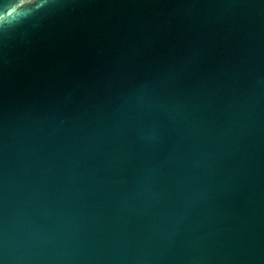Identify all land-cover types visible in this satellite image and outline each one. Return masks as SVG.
<instances>
[{
    "label": "water",
    "instance_id": "obj_1",
    "mask_svg": "<svg viewBox=\"0 0 264 264\" xmlns=\"http://www.w3.org/2000/svg\"><path fill=\"white\" fill-rule=\"evenodd\" d=\"M21 3L0 264H264V0Z\"/></svg>",
    "mask_w": 264,
    "mask_h": 264
},
{
    "label": "clouds",
    "instance_id": "obj_2",
    "mask_svg": "<svg viewBox=\"0 0 264 264\" xmlns=\"http://www.w3.org/2000/svg\"><path fill=\"white\" fill-rule=\"evenodd\" d=\"M33 7L31 3H21V0H0V18L3 20H23L29 16V9ZM15 9V11H13ZM11 12V16L8 13ZM0 20V22H3Z\"/></svg>",
    "mask_w": 264,
    "mask_h": 264
}]
</instances>
